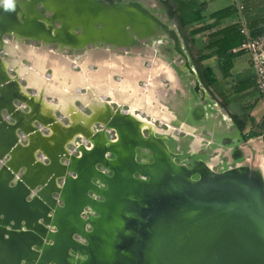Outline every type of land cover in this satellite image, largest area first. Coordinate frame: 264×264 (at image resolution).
Returning a JSON list of instances; mask_svg holds the SVG:
<instances>
[{
  "label": "bare ground",
  "instance_id": "obj_1",
  "mask_svg": "<svg viewBox=\"0 0 264 264\" xmlns=\"http://www.w3.org/2000/svg\"><path fill=\"white\" fill-rule=\"evenodd\" d=\"M41 3L48 8V18L44 17L45 21L51 23L49 15L53 16L52 13H55V24H57V21L61 22V24L59 23L57 27L59 28L60 26L62 29H58L56 27L55 30L57 31V39L59 42H44L40 40L44 34L48 33L49 35V31L45 30L42 23L41 26L38 24V21H36L39 19V16L37 15L34 8H32L33 13H28V10L25 11L24 9L25 6L20 4L19 1L15 0L14 10H5L3 5L0 4V13L11 17L17 23L23 22L22 25L26 27V31L25 33H20L17 30H14L18 36L25 37L26 34L35 33L37 39L39 38L38 40L41 41L45 46H49L51 43L59 44L58 52L66 50L68 47L71 48L70 46H82L85 44V42H89L87 45L95 42H101L102 45L109 43L118 47L129 46L127 44H120L117 42V39H114V36L116 37L118 34L116 32L119 30L122 32V36L126 40H131L134 35L141 37L142 31V33L146 35L141 38H152V33H155L157 36V39L155 40L159 42V40L164 36L163 33L165 31L163 29H167L169 37L174 38L177 43V47L178 44L180 45V42L183 45L181 38L179 37L174 26L168 25L163 19L160 18L159 14L150 10L151 6L147 3H141L139 1H127L116 4V8L118 9L112 10H107L105 7L98 4L96 0H77L74 2L71 0H42ZM20 6L22 9H24V11L21 10ZM20 14H22L21 18L19 17ZM147 14H149L151 17H149ZM33 15L35 18H32L34 17ZM153 20H156L161 28L156 27L155 21ZM98 23L100 24V27L96 28ZM128 25H131V27H128ZM67 28H71L73 31H75V33H83L78 36L74 32H67ZM77 28H80V30L77 31ZM170 30H172V32H169ZM9 32L10 31L8 28L0 30L1 44L4 38L3 36L5 34H9ZM48 39H50V36ZM33 47L34 45H32L29 49L30 52L33 50ZM1 48L2 47H0V53L6 51V49L4 50V48ZM34 51L37 52L35 47ZM45 53H47V51ZM42 60V57H39L40 64L42 63ZM6 62L8 63L6 68L0 64V68L6 75V79H4L3 83H1L0 88L2 89L3 87L5 88L7 86L12 90V88L9 86H11L12 82L16 81L8 74V71H17V67H15L17 64H13V61L10 62V60H6ZM87 63L88 62H86V64ZM59 65L60 71L64 70V72H69L70 70H73L64 64ZM53 69L56 71L58 69L57 65L53 66ZM21 70H23L22 66ZM193 70L196 74L194 68ZM31 71L33 74H37L36 70ZM83 76L85 78L84 73ZM194 77L197 81V85H200L197 74ZM19 80L21 79L19 78ZM35 80L36 78H34L31 83H35L36 85L38 82ZM79 80L81 79L79 78ZM70 82V80L68 82L65 81L64 77V88L68 89ZM73 82L79 84L81 81L78 82V80L73 79ZM134 82V80L129 82L128 80L123 81L124 86H122L118 91H114L116 96L123 97V95L128 92H138L139 88L136 87ZM88 88L91 90V103L102 99L105 104L103 108H105L109 113L107 122L102 124L103 130L101 133L97 135H91L89 131H83V129L88 126L86 125L87 123L83 117H80L79 110H76L74 101L79 99L85 103L86 100L84 102L82 95H77L79 92V89L77 88L76 91L69 92L70 95H67L68 97L65 99V101L63 99H59L60 103H64V108H66V110L62 112L66 115H71V124L67 127L62 126L60 120L55 118V116H52L56 121L52 122L53 120H45L44 122L47 123V127H50L53 135L50 136L49 139H47L46 136L43 137L41 143L36 142V146H41V149L43 146V148L46 150V154L43 155V160H46L47 158L49 161L48 164L59 168L62 172L61 175H54L56 181L54 188L50 189L48 194L39 196L38 190L40 188H37L38 185L36 182H39L41 179H43V174L42 169L40 168L42 160L38 158V155L35 156L34 159L36 163L33 165L32 169H34V167L36 168L33 170L34 174L31 175V180H22L18 191L12 192L11 189L3 188L0 184V236H3L6 239L9 238L5 237V233L9 232L7 228L3 226L5 223L11 224L12 227L16 228L27 227L30 231H18L25 233L20 234L21 241L18 242L17 239L15 240V242H17L15 243L16 249L28 254L31 251L32 246V251H34L37 248L39 249L41 245L45 243L51 249V251L52 249L59 248V250L56 251L52 257H48L50 264L55 262L52 260V258H55L57 261H59L58 264L120 263V256L118 253H120L122 247L125 244L126 247L128 246L127 242L129 243V241H127L125 238V231L127 226L133 224V221L131 220V222L130 218H128L126 214L131 206L125 199V196L133 190L131 182L136 184L139 182H146L145 178L141 180L136 179L134 172H140L144 177L148 174H152L154 179L153 181H161L165 179L166 176H171L172 173L176 171L181 175V178L187 182L192 180L191 175L193 172H198L201 179L203 180L219 172L213 168V162L195 160L194 165L191 167L178 164L176 162L177 155L168 148L166 139L163 136H158L157 133L160 130L158 129V126L155 125L154 120L144 117L140 112L137 111V108L133 103H131L129 107L124 108V102L120 101L119 99L117 100L119 107L115 109L112 107V101L105 95H99L90 87ZM199 91L202 92L201 90ZM32 97L34 96L28 95V98L31 101H34L35 98ZM36 100L37 101H34V103L37 104V106H35L33 109V116L29 120L30 125H32V120L37 119L40 114L45 115L47 113L46 109L48 103L45 101V98L42 100L37 98ZM3 106L0 103V125L4 124L7 131L6 133L9 135H14L18 143L23 146V143L20 141L21 137L7 124L6 119L9 120L8 117L6 118L2 115V108H4ZM53 106L56 105L52 104L50 108L53 109ZM7 107L5 106L4 109H7ZM40 107L42 108L40 109ZM93 107L94 110L100 109L96 106ZM14 108L17 109L18 107ZM201 111V109H198L197 113L199 114ZM49 114L52 115V110H49L48 115ZM93 116L95 117V115ZM21 117V121L26 119L25 115H22ZM74 120L75 122L83 121L78 126L79 132H77L75 130L76 128H74ZM87 121L91 123V120ZM29 124L28 122H25V125H22V127L25 129ZM34 127L36 126H33V128ZM36 129L39 130L38 128ZM107 131L116 133L115 139L107 140L105 138V133ZM145 131L148 132V135L145 134ZM26 133H24V137L29 136L28 133ZM78 134L79 137L83 138V143L79 144V148H77V155L76 153H73L71 156H69L70 151L66 147L68 144L73 143L72 141H69V138L73 137L76 139ZM8 139L9 136L7 134H3L2 137L0 136V140L3 143L8 142ZM89 139H92V144L89 143ZM1 141L0 145L2 144ZM35 141H37V139L33 138L30 141L31 143H29V146L32 147V143ZM63 146L65 148L63 155L57 154V150ZM137 146L149 149L152 151V153L154 152L157 158L156 163L152 165H147V163L146 165L138 163L135 159V148H137ZM110 153L116 155L115 160H111L108 157ZM64 158H67L70 162L76 165L74 169L76 170L77 175H68L67 168L70 162H66ZM11 159L12 155L10 154V150L6 154L4 160L0 159V177L3 176L7 170H10L12 179L16 178V172H14L12 168H9L8 166V163L11 161ZM249 163H251V160L231 166L226 170V174L230 173L243 178H253L256 180V182H258L260 187L264 189V160L261 161L257 167L252 166ZM99 164H103L105 166L104 168H108L109 170L113 169L114 176L112 175V177H109L106 174L107 172L100 170ZM95 165L98 166V170L95 169ZM24 166L27 170L26 172L24 171L22 173L29 178L27 171H30L31 166L27 162H24ZM62 175L67 179L66 181H63V184H60L59 178ZM93 176H100V178L103 179L101 182L103 185L106 184V181L109 182L110 190L107 191V187H100L101 185L99 186L93 180ZM33 182V186H30L29 183ZM90 189H94L98 194L104 192L107 195V201L98 198V194L92 195L89 192ZM55 192H58L59 195L56 196L54 194ZM28 197H31V199ZM61 197L63 200H65V204H60ZM87 206L93 208L94 210H100L102 212V216H95L92 211L88 210L89 207ZM2 214L4 217L1 216ZM12 220H14V224L11 223ZM22 220L26 221L25 225L21 224ZM88 226H93L94 230L91 231L88 229ZM79 231L81 232L79 233L81 236L83 234L85 238L90 240V244L88 246L87 243H83L80 239L75 237ZM47 234H49L50 237L48 239ZM45 238L47 239L46 242ZM51 238L54 240L52 241ZM71 247H73L72 253L69 251ZM91 250H93V254H91ZM83 253H87L89 257L85 259V257H82ZM37 256L38 253L35 251L34 256L29 254L28 259L31 264L37 262Z\"/></svg>",
  "mask_w": 264,
  "mask_h": 264
},
{
  "label": "water",
  "instance_id": "obj_2",
  "mask_svg": "<svg viewBox=\"0 0 264 264\" xmlns=\"http://www.w3.org/2000/svg\"><path fill=\"white\" fill-rule=\"evenodd\" d=\"M96 2L107 10L118 9L116 4H106L98 0ZM147 15L149 16V14ZM153 21H155L156 27L161 28L156 20ZM97 26L100 27V24L98 23ZM128 27H131V25H128ZM163 30L165 31L163 33L165 37L173 38L169 37L167 29ZM169 32H172V30ZM152 34V38L136 36L142 40L157 39L155 33ZM39 53L37 51V54ZM14 63H16V60H13ZM7 65L8 63L5 61L1 66L6 68ZM23 70H26V68L24 67ZM162 75L160 80L168 78L172 81V78L167 77L165 72ZM4 79H6V75L0 68V85ZM145 80L148 82V77ZM151 87L152 84L149 88ZM9 91L11 89L7 86L0 88V97L6 95L8 99L6 103L10 107L4 110L7 117L19 120L22 115H25L27 119H30L33 116V109L37 106L34 103L37 98L31 101L26 95L12 94V92L9 94ZM36 92L42 95L39 88ZM12 97L15 98V102L17 101L19 108L15 109L12 106ZM26 108H28V111H25ZM37 123L41 126L40 122ZM19 127L22 129V134L28 133L29 140L38 136L31 125L25 129L21 125ZM4 128V124H1L0 136L4 133ZM36 142L41 143L38 139ZM5 145H0L1 160L5 159L9 150L13 158L18 156L19 151L22 150L13 135H9V141ZM36 145L34 144L32 148L27 147L22 150L29 153L30 161L28 163H32V166L36 163L33 158ZM39 148L41 149V146ZM64 149L63 146L56 153L63 155ZM41 152V156L46 154L43 146ZM153 156V164H155L157 158L154 152ZM64 159L66 162H70L67 158ZM192 164L194 165V162ZM19 165L16 164L15 159L8 163L9 168H12L17 176L12 179L10 170H7L0 177V184L3 188L16 192L22 180H31V178L22 174L21 169L18 168ZM75 167L76 165L72 162L68 164V175H77ZM40 168L42 169L43 179L36 183L37 188H40L38 190L39 196H44L56 184L54 175H61L62 172L59 168L47 163H41ZM27 173L30 176V171ZM226 173V170L217 172V174L203 180L198 172H193L191 175L192 180L187 182L181 178L179 173L174 171L171 176H166L161 181H153L152 174H148L145 176L147 179L144 183L131 182L133 190L125 196V199L131 206L126 214L130 221H133V224L126 228L125 238L129 243L127 242L128 246L126 247L125 244L118 253L120 256L119 264H264V189L253 178H243ZM138 174L142 175L140 172ZM195 175H198L199 179L193 180ZM59 179L60 184H63V181H66L67 178L62 175ZM94 179L102 186L107 187V191L110 190L109 182L106 181V184L103 185L101 183L103 179L100 176H93ZM29 184L33 186L34 182ZM89 192L93 193L92 195L98 194L94 189H90ZM54 194L59 195L58 192ZM98 197L107 201V195L104 192L98 194ZM28 198L31 199V197ZM60 204H65L62 197L60 198ZM88 210L92 211L97 217L102 216L100 210H94L90 207ZM1 216L4 217L3 214ZM11 223L14 224V220ZM25 223L26 221L22 220L21 224L25 225ZM3 226L9 231L5 233V237L9 238L6 239L0 236V264H31L28 257L29 254L34 256V251L38 253V256L37 262L33 264H50L48 257H52L59 250L58 248L51 251L47 246L45 242L50 238L47 234L45 244L34 251H32V246L31 251L25 254L16 249L15 243L17 242L15 240L21 241L20 234L25 233L18 231L30 230L23 226V228L12 227L11 224L7 223ZM88 229L93 231L94 227L88 226ZM79 233L81 232H77L78 237L85 240L88 246L90 240ZM51 240L54 239L51 238ZM70 249L73 251V247ZM91 254H93V250H91ZM82 257L86 259L89 255L83 253ZM52 260L55 261L52 264H58L59 262L55 258H52Z\"/></svg>",
  "mask_w": 264,
  "mask_h": 264
},
{
  "label": "crops",
  "instance_id": "obj_3",
  "mask_svg": "<svg viewBox=\"0 0 264 264\" xmlns=\"http://www.w3.org/2000/svg\"><path fill=\"white\" fill-rule=\"evenodd\" d=\"M186 1H193L197 6H200V8L202 10L203 19L200 22V24L197 25V27L211 26V28H209V29L203 31L202 33L198 34L195 38H193V39L190 38V40H193V42L195 43L194 54L195 53L196 54L194 56L193 61L198 62V57H199V59H202L203 60L202 64L204 65V69L210 68L212 70V72L214 74L215 82H216L215 84L210 83V78H209V81H207L204 88L200 85L201 86L200 89L202 91L201 92L202 96L200 97V100H201V102H204L205 100L206 101L204 104H201V105L200 104H198L196 106L191 105V109L195 108V111H194L195 118L198 119L200 122H202V124L207 125L206 135L202 139L201 147L205 148L206 150L208 148H210V150L213 149V151L216 149H219V148L228 150L229 151L228 157H229L230 152L233 149V147L239 148V150H241L243 152L242 145L251 139V138L247 139L250 134H254V135L256 134V135H258L257 137L262 138L264 140V103L260 99L258 92L255 89V70L253 68L250 56L247 53L241 52L239 50V48L232 51V53L239 52V54L233 59V66L229 72V75L227 77H225L221 71L220 63L216 57H211L208 59L204 58V56L208 54V51H206V47L208 46V43L211 42V39H210L211 34L218 32L222 29H225L227 27H230L232 25H236L238 23L239 13H238L237 8H236L237 3H240L243 6V14L242 15H243V18H244L246 24L251 29V31L253 33H256V34L261 33L263 28H264V0H186ZM227 8L234 9L235 10L234 14H232L231 16H229L227 18L219 20V21H216L215 19L211 18L212 14H214L218 11L227 9ZM24 46L25 45L21 44V46L19 48L20 49L19 51H21L20 57L18 59L12 58V60H10V62H12L15 59L16 64H19V62H20L22 68L24 69V67H23L24 64L22 63L21 58H27L28 56L26 57V55H25V54H27V52L30 53L31 56H34V55L37 56V58H35V60L33 61V63H35V65H36V67L35 68L31 67V68L33 70H36V72H37V75H34L33 78H36L35 81L40 83L42 81L40 76H44L43 72H45L44 71L45 67H44L43 63L48 58L47 54L45 53L46 51L45 52L40 51V53H39L40 55H39V54H37V52L34 51V49L31 51L32 53L30 52V50H27V49H30L32 45H30V47L27 49ZM201 56H202V58H200ZM39 57H42V59H43V62L41 64L39 61ZM86 61L88 62L87 64H86ZM95 61H96L95 59L94 60H92V59L86 60L85 59V65L83 66L84 69L87 67L90 69V66H91L90 64L94 65L95 63H98ZM184 63H185V61L183 62V64ZM160 64H164V62L161 61ZM188 64L191 67V70H193V67H194L193 63L191 65L188 61ZM31 68H29V72H31L33 74V72L31 71ZM57 68H58V66H57ZM103 68H105V67H101L102 71H105L104 73H101V71L100 72L97 71V73L96 72L93 73L94 76L91 75L90 79H89V77H87L86 73L83 72L85 74V78L83 76V73H81V75H79V77H77L78 82L82 81V80H86L87 87H90L99 95H105L108 99H110L114 103L118 104V101H117L118 99L120 101L124 102V104L126 103L127 107L131 103H133L136 106L137 111H139L147 119H150L148 116H151L150 120H154V123L158 119L161 121L162 124L166 122V120L165 121L163 120V116L166 117L167 115H169V112L167 111L168 109L166 108L165 105H162V103L160 101L153 104L154 98H153V92L151 89H149L148 92L146 93L142 89L139 88L138 92H134V93L128 92V93L124 94L123 97L116 96L114 91H118L122 86H124V84H123V82L122 83L121 82L118 83L117 81L113 82L110 75H109L111 69L105 70ZM156 68H157L156 72L155 71L151 72L150 80H155L158 72H160V70H161L159 68V64ZM46 69L53 70L50 66V63H48ZM138 70H148V69L143 64H141L140 66L137 67L136 71H138ZM162 71H164L166 73L167 77L172 78V83L170 84L171 86L169 88L171 90H169V91H171V92L179 91L180 87H179V82H178L177 77H175L174 74L172 75V72L169 69L167 71V68H162ZM64 73H66V72H64ZM98 73H100V74H98ZM135 73L136 72H134V74ZM8 74L10 75L9 71H8ZM190 74L191 75L193 74L194 76L196 75L195 72L194 73L192 72ZM62 75L64 76V74H62ZM100 75H102V76H100ZM67 76L68 75H66L65 78ZM109 77H110V79L108 80ZM79 78L81 80H79ZM23 79H24V77H23ZM22 80H21V82H19L17 84V87L14 88L12 94H20L22 96L26 95L28 98L29 93L24 92V91L19 92V89L21 86L20 84L22 83ZM101 80H103V81H101ZM70 81L71 82H70L69 88L66 89L63 86L62 88H60V91L58 94V95L62 96V98L60 97V99H63L64 101L70 95L69 92H71V90H76L77 88L80 89V87L82 86V82L77 84L76 82L75 83L73 82V79H70ZM244 83H250L251 85L246 89L240 90V86ZM31 84L32 83L30 82V85ZM47 84L50 87L49 89H56L57 88V85L55 83H53L49 78H47ZM134 84L137 85V82H134ZM18 85H19V87H18ZM32 85L37 86V84L35 85V83ZM158 85L160 88L166 87L164 82H162L161 80L159 81ZM196 85H197V81L195 79V82H193L194 88L196 87ZM215 88H216V90H218V92L220 94H223L224 97L222 98L223 104L216 106V110L214 111V107H213L214 102L212 100V96H213V93L215 92ZM39 89L42 91L43 94L40 95L37 92L32 93L34 95V98L37 97V98H40L41 100L43 98H45V101H47L46 100L47 95L44 96L45 91H43L41 88H39ZM80 91H81V89H80ZM89 91H90V89L88 90V92ZM88 94H90V92ZM88 94H86V95L84 94V95L86 97H89ZM79 95H81V92H79ZM158 95H159V93H158ZM88 101H90V99ZM41 108L42 107H40V109ZM140 108H141V110H138ZM26 109H25V111H26ZM198 109L202 110L201 113H199V114L196 112ZM172 114L173 113H171V115ZM20 119H22V117ZM29 120L30 119H27V118L24 119L23 121L20 120V122H22V123H18V125L19 126L25 125V122H28V124H29ZM166 124L168 125V127H171L172 134L175 136H178V134L181 132V130L184 129L185 127L191 126L190 128H192L195 126V125H191L192 123L185 122V123H182V128H175L172 125V123L170 122V120H167ZM240 124H245V128L243 130L239 129L238 126ZM29 125H27L26 127H28ZM218 127H221L223 129L224 133H223V135L221 134V136H219ZM3 132H4L3 133L4 135L7 134L9 136V134L6 133L7 132L6 128H4ZM3 134L1 135V137L3 136ZM34 138L41 141L39 136L34 137ZM175 138L178 139L177 137H175ZM228 139H229V141H226ZM8 141H9V139H8ZM30 141L31 140H29V136L21 138V142H23V144H22L23 146H21V144H20L21 149L23 150V148H27V147L32 148L33 146L32 147L29 146L30 145L29 143H31ZM6 143L2 142V145H5ZM197 143L198 142H196V144ZM32 144L34 145L36 143L33 142ZM193 148L194 149H192V152L196 151L199 147L194 144ZM22 150L19 151L20 154L18 156L14 157V158L12 157V159L16 160V164H20L18 168H20L22 172H24V171L26 172L27 169H25L24 162L28 163L30 161L29 160V153L27 151H22ZM22 152H25V153H22ZM38 154L42 155V152H41V149L38 146H36V152H35L33 158L35 159V156H37ZM21 156L22 157L25 156V157L22 158ZM23 159H24V161H23ZM199 161L213 162V168L215 169V166L218 163V157H215L214 159H211V160H199ZM38 163H40V162H38ZM41 163H46V162L41 161ZM239 163H241V162H239ZM28 164H30V163H28ZM30 166H31V168H30V176H31L32 174H34V172H33L34 169H32V167H33L32 163L30 164ZM30 176H29V178H31ZM75 237L77 239H80L83 243H86L85 240H83L82 238H79L77 234ZM69 251L71 253L73 252L71 249H69Z\"/></svg>",
  "mask_w": 264,
  "mask_h": 264
},
{
  "label": "flooded vegetation",
  "instance_id": "obj_4",
  "mask_svg": "<svg viewBox=\"0 0 264 264\" xmlns=\"http://www.w3.org/2000/svg\"><path fill=\"white\" fill-rule=\"evenodd\" d=\"M17 1H19L20 4H23L26 7V8L24 7V9H25V11L28 10V13H33V9L32 8H34V10L36 11L37 15L39 16L38 17L39 19H37L36 21H38L39 25H41V23H42V25L44 26L45 30L49 31V35H48V33L44 34L43 37L40 38V40H42L44 42L45 41L46 42H53V41L59 42V40L57 39V31H55L57 25L59 24L58 21H57V24H55L56 14L52 13L53 16L49 15L51 23L45 21V18L46 17L48 18V8L42 5V3H41L42 0H17ZM36 1H38V3L35 4ZM71 1L74 2V1H77V0H71ZM98 1L104 2L106 4L107 3L108 4H118L119 3L118 0H98ZM126 1H134V0H125L124 2H126ZM30 2H32V3H30ZM34 4L37 5V6H35ZM39 5L42 6L46 10V14L45 15L39 14V8H38ZM24 9H22V7H21L22 11H24ZM0 15H1L0 16V22H1L0 23V30H3L4 28H8V30L10 31L9 34H5L3 36V37H5V39H7L10 36H13V34L17 35V33L14 32V30H17L20 33H25L26 27L24 25H22L23 22L17 23L14 19H12L11 17H9V16H7V15H5L3 13H0ZM19 17L21 18L22 14H20ZM169 17H170V15H169ZM32 18H35V16L32 17ZM36 18H37V16H36ZM42 20H44V21H42ZM53 21H54V23H53ZM96 28H98V26ZM58 29H62V28L59 26ZM66 31L70 32V33L71 32L75 33V31H73L71 28H67ZM77 31H79V29H77ZM81 33H83V32H81ZM81 33H75V34L79 36ZM116 33H118V34L116 35V37L114 36V39H117V42H119L120 44H127L130 47L129 46L118 47V46H115L114 44H109V43H106V45H102L101 42H95V43L87 45L89 42H87V43L85 42V44L82 45V46H78V47L70 46L72 49L68 47V49L62 50L61 52H58V49L56 51V50H54V48L55 47L58 48L59 44L51 43V45L45 46L46 48H43V43L38 40L39 38L37 39V36H36L35 33L26 34L25 37H20V36L17 35L20 38H26L23 41L19 40V39H15L16 42H19L20 44L25 45L24 47H26V49L29 48L30 45H34L35 46V50H37L39 52L41 50L44 51V52L47 51L46 54H47L48 58L43 63V65L45 67V70H44L45 72H43L44 76H40L42 81L40 83H38L37 86H34L32 84L30 85L31 86L30 89L32 90V93L33 92L36 93L38 88H41L43 91H45L44 92V96L47 95V99H46L47 103H48V106H47V109H46L47 113L45 115L44 114L43 115L42 114L39 115L40 117L41 116L42 117L45 116L44 118L41 117V119L43 121H45V120H50V121L53 120L52 122L56 121L53 117L52 118L50 117V116H53V113H52V115L51 114L48 115L49 110H52L50 108V106L52 104L58 106V108L61 109L62 111L66 110V108H64V103L61 104L60 100H59V98L60 97L62 98V96L58 95L59 91H60V88H62L64 86L63 85L64 76L68 75L67 76L68 79L65 80L67 82L70 79H77V77H79V73L76 72L75 68H77L78 65H80V63H82L84 59L89 60V58L92 59V60L95 59L96 60L95 62H98V63H95V65L91 66V68L95 67L96 64L97 65L100 64L101 66H104L106 69H111L110 72H111V74L113 75L114 79L117 82H121V81L123 82L125 80L126 81L128 80V82H129V79L131 78L130 77L131 72L132 73L136 72L133 76L135 77L134 80L137 82V86L139 88H142V90L144 92H146V93L148 92L149 89L152 90L153 98H154L153 99V101H154L153 104L158 102V98H157L158 93L162 92V89H163V92H164V89H165L164 99L162 101H163L164 104L167 105V100H168V98H167V93L168 92L167 91L170 90L169 88L171 86L170 84L172 83V81L170 79H168V78H165V80L163 79L164 81L163 80H161V81L164 82L166 87H164V88H160L159 87L158 83H159V81L161 79V76H162V74L164 72L162 70L160 72H158L157 77L155 78V80H150L151 72H154L153 68H155L156 64H159V61L154 59L155 56H156V49L154 48V46L155 47H160L165 53H167L171 57V59H170L171 61H168V62L171 65V69H172L173 74L175 75V77H177V79L179 81L180 87L184 84V83H182L183 81L181 80V77H180L182 74H185V75H187L188 77H190L192 79V81L190 83V86H189V91L191 92V94L196 99V103L197 104L195 103V106L198 105V104L201 105V104L205 103L206 100L204 102H201V100H200V97L202 96V94H201V92L199 90H201L200 89L201 86L204 88V86L206 85L207 81H209V76L207 75L206 68L204 69V65L202 64L203 63L202 59H199V57H198V62L193 61L194 56L196 54V53L194 54V51H195V46L194 45H195V43L193 42V40H190V39L187 40V38H182L181 37V41H182L183 45L180 42V45L178 44V47H177L176 41L174 39H171V38H169L170 40L168 42L165 39L162 38V39L159 40L160 43L157 44V40H155V39H152V40H150V39L140 40L137 36L134 35L131 38V40H126L125 38H123L122 32L120 30L118 32H116ZM145 35L146 34L142 33V31H141V37H143ZM49 36H50V39H48ZM24 41H27L28 43H26ZM146 41H150L153 44V47L152 46H148V47L144 48V45H146ZM169 42L171 43L170 46L167 45V43H169ZM2 43H4V42H2ZM138 43H139V45H137ZM96 44L98 46H95ZM1 45H4V44H1V41H0V47H1ZM111 46L115 47L119 51L112 50ZM165 47H171L173 49H168L169 51H167ZM133 48L134 49L143 48V52H136V53L129 52V50L133 49ZM32 49H34V48H32ZM75 49H78V50H75ZM79 49H86L88 51V54L84 55L85 57L78 58L77 61L72 60L71 58H69L66 55L68 53L67 50L83 51V50H79ZM9 50H10V54L14 53V50L12 48L9 49ZM27 50H29V49H27ZM171 51H173V53H170ZM3 54H4V52L0 53V64L4 63L6 61L3 58ZM25 55H26V57L28 56L27 58H25V60L27 62V66L23 65L26 68V70H24L25 72H23V74L21 73V75L25 78V81L29 82V84H30L32 79H34L33 78L34 75H37V74H32L31 72H29V68H31V67L35 68L36 67V65H35V63H33V61L35 60V58H37V56H35V55L31 56V54H28V52ZM200 58H202V56ZM184 61H185V63L181 66V63L184 62ZM188 61L190 62L191 65L193 63V65H194L193 68L196 71L197 78H198L201 86L198 84L194 88L193 82H195V77L192 76L191 74H188V72L189 73H192V72L194 73V71L191 70V67L188 64ZM42 62H43V60H42ZM48 63H50V66H51L52 69H53V66H55L54 64H56L58 66V69H60V65L59 64H64L65 66H67L69 68H72L73 70H70V72L64 73V70L60 71V70L57 69V71L54 72L53 71L54 69L53 70L46 69ZM141 64H143L148 70H138V71H136L137 67L140 66ZM15 67H17V71L21 70L20 62ZM31 70H33V69L31 68ZM185 70L186 71L188 70V72H186ZM15 71L16 70H11L10 72H15ZM62 74H64V76ZM59 75L63 76V77H60V79L63 78L62 83H60V81L58 80ZM23 77L20 78V79L22 80ZM46 77L49 78L53 83H55L57 85L56 89H49L50 87L47 84V78ZM146 77H148V79H149L148 82L145 80ZM13 79L16 82H12L11 80H9V81L12 82L11 86H9L10 88L17 87V83L21 82V80H19V77H18V79L17 78L16 79L13 78ZM151 84H152V87L149 88V86H151ZM74 91H76V90H71V92H74ZM11 92L13 93L12 90H11ZM79 92H81L80 89H79ZM79 92L77 94L78 96H79ZM169 92H171V91H169ZM8 93H10V91ZM30 95H32V94H30ZM81 95H82L83 101L85 102V100H86V102L83 103L81 100L76 99L74 101L75 102L74 106L78 107V105L81 104L80 108H82L83 105H84V107H85V108H83L84 111H85V109L86 110L88 109L92 113V115H91V113L85 114L83 110L81 111V110L78 109L79 112H80L79 113L80 117H83V119L87 123L86 125L88 126V127H85L83 129V131H85V132L89 131L91 133V135L100 134L101 131H95V129H94L95 125H97V126L101 125L102 126V124L107 122V120L109 118V113L106 111L105 108H103L105 106L104 101L102 99H100L98 101H94L93 103H91V99H92L91 98V92H90V94H88L89 97H86L82 93H81ZM75 97H77V96H75ZM223 97H224L223 94H220L218 92V90H216V88H215V92L213 93V96H212V100L214 102V104H213L214 111L216 110V106H219V105L223 104V100H222ZM32 98H34V97H32ZM89 99H90V101H88ZM52 100L55 101V102H52ZM113 103L114 102H112V104ZM93 106H96V107H98L100 109L94 110ZM112 107L117 109L119 106H118L117 103H114V105H112ZM124 107L125 108L127 107L126 103H125ZM168 108H170V107L168 106ZM138 110H141V109H138ZM194 111H195V108H194ZM194 111L190 107V118H191L190 121H187L185 119H180V123L181 124L185 123V122H188V123L190 122L191 123L193 121L200 122L198 119L195 118ZM61 115H62V113H61ZM82 115H86V116H82ZM93 115H95V117ZM68 116L70 117L71 115H68ZM172 116L174 117L175 121L179 119L178 116L175 113H173ZM63 117H64V115H63ZM148 117L151 119V116H148ZM55 118H57L56 115H55ZM87 120H91V123H89ZM163 120H167V119L163 118ZM73 122H75V120ZM81 122H83V121H77V122L73 123V124H75L74 128H76L75 130L77 132H79L78 126H79V124ZM156 123L160 127L161 126H167L166 124H162L159 119L156 121ZM115 136H116V133H115V135L114 134L109 135L108 133H105V138L107 140H113V139H115ZM69 139H70L69 141L75 142L74 140H76V142H79V143H81L82 140H83L82 137H79V134H78L76 139L73 138V137L69 138ZM89 140H90L89 143L92 144V139H89ZM171 140L172 141H176V138H174L171 135H169V138L166 139V144L168 145V148L170 150H172L174 148L173 145H171ZM226 141H229V139L226 140ZM72 145H74V144H72ZM77 148H79V145H78ZM192 149H194L193 145H190L188 147V150H183L182 146H180V145L175 147V152L174 153L177 155L176 162L178 164L187 165V166L191 167L193 165L192 163L195 160H202V159L203 160H208V156H210V154H211V153H207V150L205 148H202V147H199L197 150L195 149L196 151H194V152H192ZM236 152H241L242 153V151L239 150V148H234L233 147V149L230 152V156L227 158V160H225V161H222V160L220 161L219 160L218 164L215 166V170L219 171V172H222V171H225V170L229 169L231 166H234L237 163L241 162V160L238 162L235 159L234 154ZM71 154H73V153L70 152L69 156H71ZM76 154H77V152H76ZM78 154H80V153H78ZM74 156H75V154H74ZM108 157L111 160H115L116 159V155L113 154V153H110ZM224 157H225V155H224ZM242 158H243V154H242ZM135 159H136V161L138 163L143 164V165H146V163H147V165H152L154 163V156H153L152 151L149 150V149H146V148L138 147V146H137V148H135ZM101 165L99 164L100 170L107 172L106 174L109 177H112V175L114 176V170L113 169H110L111 170L110 171L108 168H104L105 166L103 164H101ZM94 167H95L96 170H98V166L95 165ZM137 173L138 172H134V176L136 177V179H138V180L139 179L141 180V179H144V178H145V180L147 179L143 175H140V174L137 175ZM197 179H199V176L195 175L193 177V180H197ZM94 181L99 186L101 185L100 187L105 188L104 186H102V184L98 183L97 180L94 179ZM91 194H93V193H91Z\"/></svg>",
  "mask_w": 264,
  "mask_h": 264
},
{
  "label": "rangeland",
  "instance_id": "obj_5",
  "mask_svg": "<svg viewBox=\"0 0 264 264\" xmlns=\"http://www.w3.org/2000/svg\"><path fill=\"white\" fill-rule=\"evenodd\" d=\"M124 1L125 0H118L119 3H124ZM134 1H139L141 3H147L148 5H150L151 6L150 10H152L154 13L159 14L160 17L168 25L174 26V28L177 30V33H178L179 37L187 38V40L191 38L190 35H189V29L187 27H185V26L184 27L181 26V22H180L181 21L180 20L181 11H180V9H179V7H178V5H177L175 0H134ZM38 8H39V14H41V15H45L46 14V10L42 6L39 5ZM170 10H171V12H175L174 18H170L169 17ZM58 22L61 24L60 21H58ZM77 29L80 30V28H77ZM13 36L8 37L7 39H5V37L3 38L4 43H2V44H4V45H1V47H2L1 49H3V48H4V50L6 49V51L3 54V58L5 60H11L12 58H17L18 59L20 57V55H21V51H19L20 50L19 48H20L21 44L19 42H16L15 39H19V40H22V41L24 39H20L19 37L15 36V35H13ZM163 39H165L167 42L170 40L168 37H165V36L163 37ZM24 42L28 43L27 41H24ZM139 43L137 45H139ZM159 43L160 42L157 41V44H159ZM167 45L170 46L171 43L169 42V43H167ZM95 46H98V45L96 44ZM148 46H152L153 47V44L150 41H146V45H144V48L148 47ZM11 48L14 49V53L13 54H10V50L9 49H11ZM43 48H46L44 44H43ZM111 48L114 51H119L113 46H111ZM154 48L156 49V56H155L154 59L159 61V68L161 70H162V68H167V71H168V69L172 70L170 63L168 62V61H171L170 60L171 57L167 53H165L160 47H155L154 46ZM165 48H166L167 51H169L168 49H173L171 47H165ZM57 49H58L57 47L54 48V50H56V51H57ZM75 50H78V49H75ZM75 50H67L68 53L66 54L69 58H71L74 61H77L78 58L85 57L84 55L88 54V51L86 49H79V50H83V51H75ZM129 52H132V53L143 52V48H137V49L133 48V49H130ZM170 53H173V51H171ZM21 61H22V63L25 66H27V62H26L25 58H21ZM161 61H163L164 64H160ZM182 64H183V62L181 63V65ZM84 65H85V59L83 60V62L80 65H78L77 68H75L76 72L79 73V75H81V73L84 72V73L87 74V77H89V79H90L91 75L93 73L97 72V71L98 72L101 71V73H104V71L100 70L101 67H104V66H101L100 64H98V65L96 64V66L92 67V68H91V66H93V64H90L91 65L90 69L88 67L86 69H83ZM103 69L107 70L106 68H103ZM153 69H154L155 72L157 71V68L156 69L153 68ZM23 72H25V71L24 70H19V71H15V72H10V75H11L12 78H18V77L22 78L23 76L21 75V73L23 74ZM186 72H188V70ZM188 74H190V73L188 72ZM109 75H110V77H111L113 82L116 81L114 79L113 75L111 74V72H110ZM133 75H134V73L131 72V75H130L131 78L129 79V81H133L135 79V77ZM60 77H63V76L59 75V77H58V80L60 81V83H62L63 78L60 79ZM110 77H109V79H110ZM180 77H181V80L183 81L182 83H184L183 84L184 86L182 85L180 87V85H179L180 90L177 91V92H169V91H167L168 92L167 93V98H168L167 105L170 108H168V106L166 104H164L163 101H162L164 99L165 89H164V92H163V89H162V92H160L159 95L157 96L158 101H160L162 103V105H165L166 108L168 109L167 111L169 112V115H167L166 117L163 116V118H165L167 120H170V122L172 123V125L175 128H182V124L180 123V119H185L187 121H190V119H191L190 118V107H191V105H195V103H196L195 97L189 91V86H190V83H191L192 79L190 77H188L187 75H185V74H182ZM66 79H68V78L66 77L65 80ZM76 80H78V79H76ZM81 82H82V86L80 87L81 93L86 95V94L89 93L88 92V87L86 85L87 82H86V80H82ZM20 85L21 86H20L19 92L20 91H24V92L29 93L28 95L32 94V90L30 89L31 86H30L29 82L25 81V78L22 80V83ZM13 90L14 89L12 88V91ZM6 102H8V99H7L6 95H3L2 97H0V103L2 104V106L4 105L3 106L4 108H5V106L7 107V103ZM52 102H55V101L52 100ZM11 104H12V106H14L16 108L18 107L17 101L15 102V98H13V97H12V100H11ZM53 107H54L52 109L53 116L56 115L57 119L60 120V122L62 123V126H66V127L69 126L71 124L70 117L68 115H66L65 113H63L64 111L62 112V110L59 109L58 106H53ZM75 107H76V110L79 109L81 111L82 110L84 111L83 108H85L84 105H83L82 108H80L81 104H79L78 107L77 106H75ZM4 108H2V115L7 118L6 111H4L6 109H4ZM27 110H28V108L26 109V111ZM193 111H194V108H193ZM61 113H62V115H61ZM84 113L85 114H89L91 112H90V110H88V109L86 110L85 109ZM171 113H175L179 117V119L175 121L174 117L172 116L173 114L171 115ZM63 115H64V117H63ZM50 117H52V116H50ZM20 120H21L20 118H19V120L18 119L15 120L14 118H11L9 120L6 119L7 124L12 128V130L14 129V131H16V133L21 138H24V136H23L24 134H22V129H20L19 125L17 124V123H20ZM35 120H32V125L36 126L34 128H35L37 134L39 135L40 140L42 141V138L45 137V136H46L47 139H49V137L53 135L52 134V130L50 129V127H47V123L44 122L41 119L40 116H38L37 119H35ZM167 120H166V122H167ZM37 122H40L41 126ZM166 122L163 123V124H166ZM191 123H192L191 125H195V126L192 127V128H190L191 126L190 127L187 126L184 129H182V131L178 134V136H175V135L172 134L171 127H167L168 126L167 124H166L167 126H161L160 127L155 122L156 126H158V129L160 130L157 133L158 136H163L165 139L169 138V135H171L172 137L175 136V137L178 138V139H176V141H172L171 140V145H173V147H174L172 149V152H175V147H177L178 145L182 146L183 150H188V147L190 145H194V144L197 145L198 147H201L202 139L206 135L207 125L206 124H202V122H195V121H193ZM36 128H38L39 130H37ZM46 129H48V130H46ZM94 129H95V131H102L103 127L101 125H98V126L95 125ZM106 133H108L109 135H112V134L115 135V133L111 132V131H107ZM218 133H219V136H221V134L223 135L224 132H223V129L221 127H218ZM145 134L148 135V132L145 131ZM21 138H20V141H21ZM74 141L75 142L72 143L74 145L70 144V145H68L66 147L72 153H76L78 145L83 143V140H82L81 143L76 142V140H74ZM196 142H198V143L196 144ZM248 146L249 145H247L246 142H245V144L242 145L243 159L241 160V162H246L247 160H251V163H249V164H251L252 166L257 167L259 165V163L264 160V147H262V145L258 143V150L256 152H252V154H251L249 149H248L249 148ZM207 153H211L210 156H208V160H211V159H214L215 157H218V161L219 160L220 161L221 160L222 161L227 160L228 155H229V151L225 150V149H222V148L216 149L214 151H213V149L210 150V148H208L207 149ZM224 154L226 155L225 157H224ZM249 155H252V158ZM38 158L41 159L43 162H46L47 164L49 163L47 158H46V160L45 159L43 160V156H41L40 154H38ZM59 183H60V180H59Z\"/></svg>",
  "mask_w": 264,
  "mask_h": 264
},
{
  "label": "trees",
  "instance_id": "obj_6",
  "mask_svg": "<svg viewBox=\"0 0 264 264\" xmlns=\"http://www.w3.org/2000/svg\"><path fill=\"white\" fill-rule=\"evenodd\" d=\"M175 1L181 11V26H185L189 29V35L192 39L203 31L211 28V26L197 27V25L200 24L203 19L200 6H197L193 1ZM234 11V9L227 8L212 14L211 18L219 21L231 16L232 14H234ZM169 15L170 18H174L175 12H171L170 10ZM251 34L253 36L262 35L264 34V28L259 34L253 33L252 31ZM210 39L211 42H209L208 46L206 47V51H208V54L205 55L204 58L208 59L211 57H216L220 63V68L223 75L227 77L233 66V59L239 54V52L232 53V51L238 49L242 45V43L244 42V36L241 34L239 26L236 24L211 34ZM206 72L210 78V83H215V78L212 70L210 68H207ZM250 85V83H244L240 86V90L246 89ZM238 127L240 130H243L245 128V124H240ZM257 136L258 135L256 134H250L247 139ZM234 157L238 162L243 159L241 152H236L234 154Z\"/></svg>",
  "mask_w": 264,
  "mask_h": 264
},
{
  "label": "built area",
  "instance_id": "obj_7",
  "mask_svg": "<svg viewBox=\"0 0 264 264\" xmlns=\"http://www.w3.org/2000/svg\"><path fill=\"white\" fill-rule=\"evenodd\" d=\"M236 8L239 13L237 25L239 26L241 34L244 36V42L239 47V50L250 56L255 70V89L264 103V34L253 36L243 18V6L237 3ZM258 143L264 147V140L259 137H253L246 142V144L249 145L248 149L251 154L258 150ZM249 156L252 158V155Z\"/></svg>",
  "mask_w": 264,
  "mask_h": 264
},
{
  "label": "clouds",
  "instance_id": "obj_8",
  "mask_svg": "<svg viewBox=\"0 0 264 264\" xmlns=\"http://www.w3.org/2000/svg\"><path fill=\"white\" fill-rule=\"evenodd\" d=\"M0 4L3 5L5 10H14L15 0H0Z\"/></svg>",
  "mask_w": 264,
  "mask_h": 264
}]
</instances>
